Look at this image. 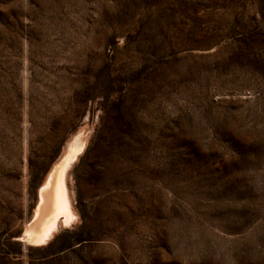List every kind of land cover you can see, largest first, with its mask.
I'll list each match as a JSON object with an SVG mask.
<instances>
[{
  "label": "rangeland",
  "instance_id": "rangeland-1",
  "mask_svg": "<svg viewBox=\"0 0 264 264\" xmlns=\"http://www.w3.org/2000/svg\"><path fill=\"white\" fill-rule=\"evenodd\" d=\"M0 264H264V0H0Z\"/></svg>",
  "mask_w": 264,
  "mask_h": 264
},
{
  "label": "bare ground",
  "instance_id": "bare-ground-1",
  "mask_svg": "<svg viewBox=\"0 0 264 264\" xmlns=\"http://www.w3.org/2000/svg\"><path fill=\"white\" fill-rule=\"evenodd\" d=\"M67 154L54 166L39 190V203L35 211V232L28 235L31 242H46L59 225L76 220L70 190L67 185L70 163L77 155L76 145H70Z\"/></svg>",
  "mask_w": 264,
  "mask_h": 264
}]
</instances>
